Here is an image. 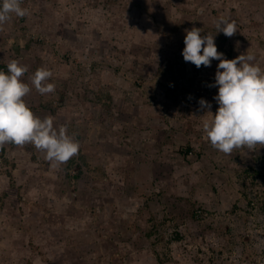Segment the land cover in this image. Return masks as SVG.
Returning <instances> with one entry per match:
<instances>
[{
    "label": "rangeland",
    "instance_id": "1",
    "mask_svg": "<svg viewBox=\"0 0 264 264\" xmlns=\"http://www.w3.org/2000/svg\"><path fill=\"white\" fill-rule=\"evenodd\" d=\"M21 7L0 26V71L26 65V104L80 149L54 166L33 144L0 148V264H264V146L212 147L219 61L182 55L196 27L224 58L250 54L264 70V0ZM221 16L232 37L216 33ZM40 68L54 93L31 84Z\"/></svg>",
    "mask_w": 264,
    "mask_h": 264
},
{
    "label": "clouds",
    "instance_id": "2",
    "mask_svg": "<svg viewBox=\"0 0 264 264\" xmlns=\"http://www.w3.org/2000/svg\"><path fill=\"white\" fill-rule=\"evenodd\" d=\"M22 0H2L0 3V26L11 19L27 15L21 7ZM216 33L227 37L236 34L235 21L221 16L215 22ZM182 55L185 62L197 68L210 67L212 60H218L215 83L218 93L214 97L219 107L211 120L203 121V131L215 149L231 155L235 149L246 147L256 150L264 146V70L250 63L254 57L241 54L234 59L224 58L217 51L213 35L201 36L200 28L186 31ZM28 71L26 65L13 60L7 65V72L0 71V148L6 144L24 146L33 144L46 153L45 158L54 166L66 164L79 154V142L74 140L61 126L54 127L51 119H40L26 104L24 97L31 88L21 79ZM51 70L40 68L31 78V84L41 95L54 93L56 85L48 81ZM201 109H209V102L200 99Z\"/></svg>",
    "mask_w": 264,
    "mask_h": 264
}]
</instances>
